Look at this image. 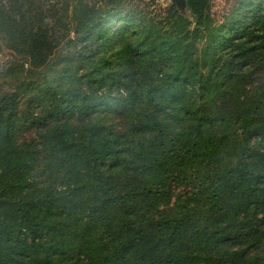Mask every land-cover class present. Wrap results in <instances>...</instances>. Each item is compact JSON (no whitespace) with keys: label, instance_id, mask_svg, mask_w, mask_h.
Returning <instances> with one entry per match:
<instances>
[{"label":"trees","instance_id":"1","mask_svg":"<svg viewBox=\"0 0 264 264\" xmlns=\"http://www.w3.org/2000/svg\"><path fill=\"white\" fill-rule=\"evenodd\" d=\"M141 1L0 0V264H264V0Z\"/></svg>","mask_w":264,"mask_h":264},{"label":"rangeland","instance_id":"2","mask_svg":"<svg viewBox=\"0 0 264 264\" xmlns=\"http://www.w3.org/2000/svg\"><path fill=\"white\" fill-rule=\"evenodd\" d=\"M249 0H212V13L218 24H223L225 21H231L233 17H245L247 10L252 4L248 3ZM260 2V0H258ZM176 4L184 13L190 16V11L187 7V1H174V0H143L140 6L143 8L148 7L149 10H156L160 12L161 8Z\"/></svg>","mask_w":264,"mask_h":264},{"label":"water","instance_id":"3","mask_svg":"<svg viewBox=\"0 0 264 264\" xmlns=\"http://www.w3.org/2000/svg\"><path fill=\"white\" fill-rule=\"evenodd\" d=\"M174 1H180V0H174ZM182 1H185V0H182Z\"/></svg>","mask_w":264,"mask_h":264}]
</instances>
